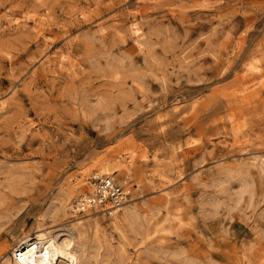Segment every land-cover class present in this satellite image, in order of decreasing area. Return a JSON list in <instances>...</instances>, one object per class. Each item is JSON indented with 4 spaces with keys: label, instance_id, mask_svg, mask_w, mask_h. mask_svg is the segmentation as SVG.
Masks as SVG:
<instances>
[{
    "label": "rangeland",
    "instance_id": "1",
    "mask_svg": "<svg viewBox=\"0 0 264 264\" xmlns=\"http://www.w3.org/2000/svg\"><path fill=\"white\" fill-rule=\"evenodd\" d=\"M1 101L0 262L97 217L87 264H264V0H0ZM102 166L124 234L61 207Z\"/></svg>",
    "mask_w": 264,
    "mask_h": 264
},
{
    "label": "bare ground",
    "instance_id": "2",
    "mask_svg": "<svg viewBox=\"0 0 264 264\" xmlns=\"http://www.w3.org/2000/svg\"><path fill=\"white\" fill-rule=\"evenodd\" d=\"M0 106L3 108L4 102L1 101ZM99 170L100 172H94L90 177L87 176L89 179L86 178L84 184L88 185L89 189H86L75 199L73 198L74 200L70 203L67 202V199H65L63 205L61 204V207L63 210H66L68 208L72 210V212L78 214L84 213L85 215H89L91 213H100L109 216V218L112 219L111 224H113L114 228L119 231V233L124 234L128 229L127 227L132 228L137 223H139L142 215L146 214L145 210L142 208V206L136 207L132 204H129V202L131 201L130 196L132 191L127 188V185L130 183V181L126 170L121 174V179H118V177L116 178L117 173L120 172V168L111 170L106 166H102L99 168ZM103 174L115 175V179H118V182L120 184L115 181L113 177H110L113 178L115 183L124 187L126 192L129 193L121 207L115 210L111 215H107L104 212H98L97 207L92 211V205L89 203V196L93 193L92 178L95 175ZM70 196L71 195H69V197ZM141 210L144 211L141 213ZM99 224L100 221L97 219V217H94V219H92V221H88V223L77 221L70 227L65 226L56 229H48L44 227V224H38L35 231L18 235L13 239V242L10 244L9 252L2 258L0 264H61V262H66L67 264H87L86 257L84 255L85 244L83 245V243L77 241L76 238L78 237V235L84 236L89 232V230H92L98 240V238L100 237V232L98 233L100 226ZM84 238H86V236L83 237V239ZM87 245L88 243L86 244V248Z\"/></svg>",
    "mask_w": 264,
    "mask_h": 264
},
{
    "label": "built area",
    "instance_id": "3",
    "mask_svg": "<svg viewBox=\"0 0 264 264\" xmlns=\"http://www.w3.org/2000/svg\"><path fill=\"white\" fill-rule=\"evenodd\" d=\"M93 193L89 196L92 211L111 215L119 209L129 193L125 188L114 182L109 175H95L92 178Z\"/></svg>",
    "mask_w": 264,
    "mask_h": 264
}]
</instances>
